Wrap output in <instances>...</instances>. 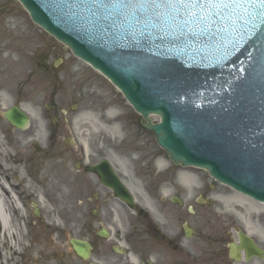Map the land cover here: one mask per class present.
<instances>
[{"label": "water", "instance_id": "water-1", "mask_svg": "<svg viewBox=\"0 0 264 264\" xmlns=\"http://www.w3.org/2000/svg\"><path fill=\"white\" fill-rule=\"evenodd\" d=\"M18 1L34 23L69 47L76 57L99 70L122 92L148 122L147 129L155 134L157 144L175 164L204 168L219 182L236 190L244 189L235 179L223 174L232 172L231 158L237 155L230 152L225 163L223 142L226 133L231 140H241L244 158L256 157L263 148L264 0H194L195 31L206 20L211 34L220 24L219 18L227 21L230 30L236 22L246 28L242 61L236 65L232 61L233 52L229 51L224 66L220 38L213 40L215 47L210 50L190 49L188 58L180 57L178 50L173 53L158 49L155 43H151L146 58L143 57L142 50L129 43L130 16L127 10L121 11L124 0ZM147 22L148 28L158 27L154 19ZM217 35L213 33L212 38ZM231 64L237 75L232 72ZM202 69L213 71L212 76L200 73ZM223 75L229 80L223 82ZM225 110H236L237 118H225ZM151 113L160 115L161 123L152 125L147 118ZM4 117L17 129L23 130L28 125L27 117L17 108ZM111 185L120 192L113 177ZM247 192L264 199L258 196V189ZM75 250L82 255L85 248Z\"/></svg>", "mask_w": 264, "mask_h": 264}, {"label": "rangeland", "instance_id": "rangeland-1", "mask_svg": "<svg viewBox=\"0 0 264 264\" xmlns=\"http://www.w3.org/2000/svg\"><path fill=\"white\" fill-rule=\"evenodd\" d=\"M30 58L33 62L43 59L50 65L61 59L62 62L58 67L61 71L59 77L52 78L49 74L41 73L36 67L32 69ZM19 59L23 60V66H19L22 62H18L19 65L14 64L12 68L7 65L8 60L14 62ZM9 68L14 70V85L4 73ZM1 94L9 95L8 109L24 105L27 107L26 110L34 113V116L30 117L29 129L24 132L11 129L0 114V139L4 146L2 160H6L8 154H12L9 149L12 147L16 158L21 159V162L25 161L24 173L32 180L27 187L31 186L36 196L30 197L27 192L23 196L22 190L15 192L23 205L25 202H29V205L38 203V198L42 196L44 203L43 205L39 203L40 208H43L41 218L44 223L53 225L45 228L39 220L34 219L31 205L26 210L25 207H20L17 198L13 197L23 219L13 221L10 236L14 235L15 241L11 238L7 242L4 239V237L7 238V234L0 232L2 257L0 264H32L33 260H37V264H60L59 257L65 249L60 235L53 233L55 230L63 231L66 228L65 215L72 212L70 204L74 191L67 190L70 194L68 203L64 201L62 203L57 193L60 190L61 181L66 187L72 183L76 174L69 170L70 161L63 155L62 159L59 157L46 163H43V158L64 152V141H75L71 150L73 158L83 146L88 148L90 155L93 154L94 148L104 149V145L112 147L113 151H109L107 157L118 165L120 172L126 173L131 183L137 185H140L141 179L149 180L150 178L144 168H141L143 164L153 166L157 157H163L164 168L169 163L165 154L160 152L156 145L153 134L140 127L139 117L122 95L89 66L74 58L68 50L63 49L61 44L34 25L16 0H0ZM72 105L76 106L74 111H70ZM46 106L50 109L46 110ZM62 111H66L67 114L63 115ZM52 119L57 120L55 127L50 126ZM107 119L112 120L104 123L103 121ZM151 120L156 122L157 119ZM115 126L118 129H114V134L111 135L110 131ZM33 142L38 143L41 148L42 151L39 154L31 150L30 145ZM20 151L21 154H19ZM178 170L197 176V185L193 186L191 191L183 189L179 175L173 173L170 179L168 178L169 185L173 186L172 192H178L185 208L179 209L162 204L157 194L151 197H145L143 194L141 198L145 197L143 203L144 206L149 207L148 213L152 219L161 223L176 219L187 222L199 221L208 217L210 224L219 225L225 222L226 218H217L215 214L221 212L231 214L222 208L220 199L234 192L213 183L207 174L200 170L188 167H180ZM133 173L140 174V181L133 180ZM7 176L16 186L17 183L12 180L14 178L7 173L1 174L2 179H6ZM14 176L17 177L18 173ZM168 182L160 183V185L168 186ZM199 194H203L205 199L212 201L211 209L195 206L194 199ZM192 205H194V215L187 212V207ZM6 207L12 213L8 203ZM54 225H57V229ZM24 233L27 234L26 239ZM24 241L28 244V248L23 250ZM15 252L25 256H15Z\"/></svg>", "mask_w": 264, "mask_h": 264}, {"label": "flooded vegetation", "instance_id": "flooded-vegetation-1", "mask_svg": "<svg viewBox=\"0 0 264 264\" xmlns=\"http://www.w3.org/2000/svg\"><path fill=\"white\" fill-rule=\"evenodd\" d=\"M109 148H94L92 156L86 157L79 151L75 158L71 148L63 152L70 161L69 170L76 174L63 189L62 201L66 203L68 191H74L72 212L65 215V229L87 241L91 251L87 260L79 258L63 235L65 251L60 264H264V222H260L261 231L255 227L247 230L242 221L210 224L208 217L201 221H164L159 225L142 210L137 185L131 184L134 210L116 199L96 175L86 171L107 160ZM117 176L122 184L129 185L124 175ZM150 184L155 188L157 178H152ZM185 228L190 229L189 236Z\"/></svg>", "mask_w": 264, "mask_h": 264}, {"label": "bare ground", "instance_id": "bare-ground-1", "mask_svg": "<svg viewBox=\"0 0 264 264\" xmlns=\"http://www.w3.org/2000/svg\"><path fill=\"white\" fill-rule=\"evenodd\" d=\"M12 69H8L5 73L7 76V79L10 80V83L13 85L15 81V74ZM10 102L9 95L7 94H1L0 95V114H2L4 111L8 109V105ZM24 111L27 112L28 115L31 117L34 116V113H32L30 110H26V106L21 107ZM151 119L157 118L156 116H150ZM112 119L104 120V123H107L108 121H111ZM113 129L110 131V134H114V129H118L116 126L112 127ZM1 132V131H0ZM4 146L3 142L0 139V173L4 174L7 173L10 175L14 183H17L16 186L12 187L14 185L12 181H10V178L7 176L6 179L1 178L0 174V232H3V234H7L6 241L8 242L13 239L15 241V236L11 234L10 236V230L13 229V221L14 219L21 220L23 219V215H21V212L17 210V204L15 200L13 199L12 193L14 191L23 190V192H26L27 190L24 189V187L21 185V182L25 179V173L23 169V165L21 164V159L16 158V153H14L13 148H9L12 154H8V158L6 160H2V155L4 153ZM23 150V149H22ZM21 150V151H22ZM21 151L19 154H21ZM163 159H158L156 161V167L158 169L163 168ZM15 173H18V176L15 177ZM179 180L183 185V189L191 191L194 188L193 186L197 185V178L192 173L182 171V173L179 174ZM29 188V187H28ZM14 189V190H13ZM30 189L29 191H31ZM222 208L226 212H230L234 217L240 219L244 226L247 228V230H250V227H255L257 230L261 231V217L264 215V203L263 202H256L251 201L246 198L245 196L241 195L240 193H233L231 195L223 196L221 199ZM9 204V207L12 209V213L7 210L6 204ZM40 203L43 204V199L40 200ZM45 207V206H43ZM230 207V208H229ZM253 222H252V221ZM9 245V244H8ZM2 257L0 255V262H2ZM3 264V263H1Z\"/></svg>", "mask_w": 264, "mask_h": 264}, {"label": "snow or ice", "instance_id": "snow-or-ice-1", "mask_svg": "<svg viewBox=\"0 0 264 264\" xmlns=\"http://www.w3.org/2000/svg\"><path fill=\"white\" fill-rule=\"evenodd\" d=\"M181 2H183V0H181ZM209 2H210V0H209Z\"/></svg>", "mask_w": 264, "mask_h": 264}]
</instances>
